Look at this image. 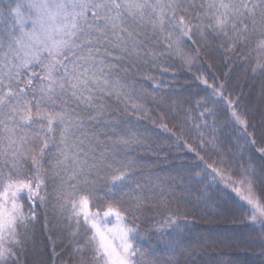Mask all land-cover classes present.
Wrapping results in <instances>:
<instances>
[{
    "label": "snow or ice",
    "instance_id": "1",
    "mask_svg": "<svg viewBox=\"0 0 264 264\" xmlns=\"http://www.w3.org/2000/svg\"><path fill=\"white\" fill-rule=\"evenodd\" d=\"M210 40L226 59L235 56L246 73L264 78V0H0V264H21L39 215L34 202L48 201L47 181L58 223L75 243L72 264H151L137 246L139 228L126 223L143 207L144 187L134 179L135 162L118 158L140 138L121 130L109 101L143 112L122 82L121 61L150 56L164 75L169 69L155 61L174 55L191 66ZM186 41L200 46L189 54ZM224 88L220 83L214 95L246 131L240 95L225 98ZM206 143L214 138L199 147ZM258 152L264 155V147ZM216 163L206 165L212 180H222L247 222L264 231V164ZM129 184L135 187L123 192ZM22 199L32 202L27 211ZM176 223L171 217L157 231ZM61 255L53 249L54 261Z\"/></svg>",
    "mask_w": 264,
    "mask_h": 264
},
{
    "label": "trees",
    "instance_id": "2",
    "mask_svg": "<svg viewBox=\"0 0 264 264\" xmlns=\"http://www.w3.org/2000/svg\"><path fill=\"white\" fill-rule=\"evenodd\" d=\"M207 44L191 66L174 55L155 61L169 69L164 75L152 68L150 56L147 62H120L126 69V75L121 73L122 82L128 84L132 102L141 104L148 113L145 118L130 105L125 112L123 104L109 101L121 130L135 132L140 138V143L122 149L118 157L135 162L134 179L144 187V205L139 212L130 213L126 223L139 228L136 243L146 250L151 264H264V231L247 222L235 194L219 178L213 181L214 174L209 175L211 169L206 167L214 161V166L220 167L221 158L232 166L252 163L260 169L264 164V155L258 152L264 147V78L246 73L237 57L226 59L217 42ZM199 46L186 41L184 48L191 54L189 50ZM149 76L162 81L159 87L147 79ZM220 83L225 84L223 97L240 95L237 111L247 120L246 131L231 116L225 99L214 95ZM197 101H201L199 106ZM205 109H212V114L201 116ZM213 138V144L199 147L201 139ZM253 138L255 144L251 143ZM197 152L204 156L203 161L197 159ZM134 187L129 184L122 191L127 193ZM46 191L45 206L40 207L39 200L34 202L39 215L29 226L33 238L21 255V264H72L69 257L75 243L69 230L58 223L51 181H47ZM20 202L25 203V211L32 203L26 199ZM99 206L97 202L93 210ZM171 217H176L177 223L157 231ZM53 249L63 252L55 261Z\"/></svg>",
    "mask_w": 264,
    "mask_h": 264
},
{
    "label": "rangeland",
    "instance_id": "3",
    "mask_svg": "<svg viewBox=\"0 0 264 264\" xmlns=\"http://www.w3.org/2000/svg\"><path fill=\"white\" fill-rule=\"evenodd\" d=\"M108 224L107 226L111 227L115 223V217H109L107 218Z\"/></svg>",
    "mask_w": 264,
    "mask_h": 264
}]
</instances>
